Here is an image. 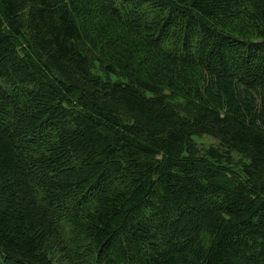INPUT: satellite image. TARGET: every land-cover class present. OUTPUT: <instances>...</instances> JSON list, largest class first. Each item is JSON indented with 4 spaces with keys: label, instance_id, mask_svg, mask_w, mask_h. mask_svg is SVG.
<instances>
[{
    "label": "trees",
    "instance_id": "1",
    "mask_svg": "<svg viewBox=\"0 0 264 264\" xmlns=\"http://www.w3.org/2000/svg\"><path fill=\"white\" fill-rule=\"evenodd\" d=\"M0 264H264V0H0Z\"/></svg>",
    "mask_w": 264,
    "mask_h": 264
},
{
    "label": "rangeland",
    "instance_id": "2",
    "mask_svg": "<svg viewBox=\"0 0 264 264\" xmlns=\"http://www.w3.org/2000/svg\"><path fill=\"white\" fill-rule=\"evenodd\" d=\"M197 143L202 147H208L210 145H216V141L210 137H203L196 139Z\"/></svg>",
    "mask_w": 264,
    "mask_h": 264
}]
</instances>
